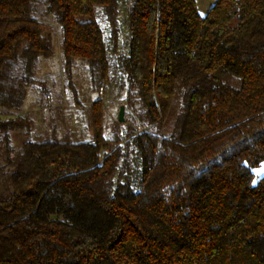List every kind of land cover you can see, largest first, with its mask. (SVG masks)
<instances>
[{"label": "trees", "instance_id": "16d2710c", "mask_svg": "<svg viewBox=\"0 0 264 264\" xmlns=\"http://www.w3.org/2000/svg\"><path fill=\"white\" fill-rule=\"evenodd\" d=\"M121 10L0 0V264H264V0H130L124 47ZM55 27L74 96L81 60L131 111L108 137L96 101L89 140L14 148Z\"/></svg>", "mask_w": 264, "mask_h": 264}, {"label": "rangeland", "instance_id": "374dc122", "mask_svg": "<svg viewBox=\"0 0 264 264\" xmlns=\"http://www.w3.org/2000/svg\"><path fill=\"white\" fill-rule=\"evenodd\" d=\"M130 0H121V43L125 46L127 38L126 19ZM101 22L108 30L103 18ZM56 28L55 56L41 58L36 64V82L27 92L22 110L14 115H21L28 122L29 134L23 131H12V144L18 148L27 139L42 141L89 140L93 137L92 106L96 101L102 103L105 135L112 137L119 131L118 126L126 122L127 111L124 99L127 89L121 75L115 70L109 74L108 81H102L101 73H92L88 65L75 60L73 64V83L76 97L68 89L64 75L63 58L60 48V32ZM124 51V48L122 52ZM125 106V122H119L120 107ZM130 109V110H129ZM3 144L0 134V163L4 162ZM255 181L264 176V163L254 169Z\"/></svg>", "mask_w": 264, "mask_h": 264}, {"label": "crops", "instance_id": "0c3cea01", "mask_svg": "<svg viewBox=\"0 0 264 264\" xmlns=\"http://www.w3.org/2000/svg\"><path fill=\"white\" fill-rule=\"evenodd\" d=\"M215 0H198L200 14L205 16L213 6Z\"/></svg>", "mask_w": 264, "mask_h": 264}, {"label": "water", "instance_id": "95a60500", "mask_svg": "<svg viewBox=\"0 0 264 264\" xmlns=\"http://www.w3.org/2000/svg\"><path fill=\"white\" fill-rule=\"evenodd\" d=\"M125 106L124 105H122L121 107H120V113H119V122L120 123H124L125 122Z\"/></svg>", "mask_w": 264, "mask_h": 264}]
</instances>
